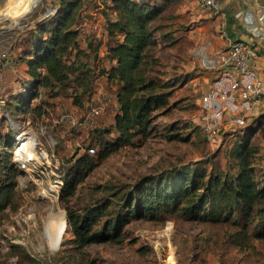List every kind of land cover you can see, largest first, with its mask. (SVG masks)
<instances>
[{"label": "trees", "instance_id": "obj_1", "mask_svg": "<svg viewBox=\"0 0 264 264\" xmlns=\"http://www.w3.org/2000/svg\"><path fill=\"white\" fill-rule=\"evenodd\" d=\"M90 1L63 0L54 16L41 20L23 38L14 35V41L28 54L30 78L23 89L37 99L31 110L42 124L54 111L49 98L54 103L69 95L73 104L81 107L84 98L89 100L100 85L113 91L112 121H100L92 132L93 142L99 145L98 154L76 153L68 156L67 162L62 160L66 175L60 197L67 203L68 243L75 249L122 243L125 228L133 219L159 221L180 215L221 224L218 242L246 252L256 264H264V167L258 156L260 147L252 140L254 131L264 125V114L255 119L258 124L250 133L233 144L225 166L211 163L208 167V161L203 160L176 164L158 175H142L133 184L99 185L102 197L78 208L70 205L78 186L98 161L134 145L139 136L148 137L158 127L157 119L170 115L178 104L173 101L178 81L168 77L163 51L175 46L179 38L175 37L176 29L164 22L165 5L146 0H101L104 5L110 2L111 9L104 12V43L92 35L82 37L77 28L85 21ZM103 44L107 52L101 57ZM19 98L17 110L30 107L28 96ZM9 118L13 122L11 115ZM176 129L175 123L165 126L166 137L186 140ZM0 138L1 216L8 208L18 207L17 179L22 169L12 160L16 138H6L2 130ZM6 149L10 150L8 154ZM73 249L68 248L69 255ZM68 254L62 256L63 261L59 258L62 264H70ZM74 262L71 264H83L80 259ZM220 264L229 262L221 258Z\"/></svg>", "mask_w": 264, "mask_h": 264}, {"label": "rangeland", "instance_id": "obj_2", "mask_svg": "<svg viewBox=\"0 0 264 264\" xmlns=\"http://www.w3.org/2000/svg\"><path fill=\"white\" fill-rule=\"evenodd\" d=\"M17 1L19 0H0V45L7 44L9 36L17 35L23 38L38 26L37 23L47 18L52 9L55 7L60 9L63 3V0H42L30 11H25V6L17 7ZM146 1L164 4V22L177 31L175 37L179 40L176 45L163 51L165 62L171 52L177 51L178 55L186 54L185 56L190 57L193 48L198 46L195 43L196 31L192 27L195 22L191 16L204 14L203 11L200 12L197 0ZM108 4L110 5V2ZM109 5H104L101 0H91L87 12H84L85 22L101 24V30L91 35L104 43L106 23L104 12H111ZM12 56L16 63L5 72L0 84V97L3 96L15 104L20 99L19 96L21 98L28 96L31 105L29 108L17 110V103L14 106L9 105L8 101L0 104V130L6 138L15 137L17 140L20 132L31 129L38 134L48 149L50 136L55 138L56 154L61 161L67 162L68 156L84 153L80 151V146L89 143L95 146L94 155H97L99 145L93 142L92 133L89 139L88 134L79 133L72 130L68 123L60 122V116L64 113L75 111L79 116L85 114L88 111L86 98L84 105L79 107L73 104V99L69 95L60 97L54 103L44 96V100L48 99L49 105H53L54 111L42 124V119H38L35 116L36 112L31 110L38 104L37 99L30 98L29 92L23 89L29 82L30 74L28 54L24 52L22 44H17L16 41L12 43ZM176 58L175 62L181 61ZM179 67L174 65L166 69L173 79L191 78L178 88L175 94L177 107L170 115L157 119L158 127L148 137L139 136L135 139L134 145L125 146L98 161V165L78 186L76 194L70 200L71 206L78 208L102 197L103 192L99 185L103 186L109 182L116 185L133 184L142 175H158L176 164L182 166L185 163L203 160L208 161L206 163L208 167L211 163L225 166L233 144L240 137L250 133L255 125L257 126V120L247 121L239 126L234 125L230 121L231 117L226 116L220 135L214 141L208 140L203 132L204 113L200 105V98L206 88L203 87L202 77H199L200 72L196 73L202 68L195 66L193 69L189 68L190 71L185 68L181 71ZM109 91L113 97L112 89L109 88ZM114 108L113 97L101 122L112 121ZM173 123L177 125L176 130L180 129L187 138L186 140H169L166 137L164 128L165 126L169 128ZM184 124L188 127L184 128ZM16 140L13 142L14 148ZM252 140L260 147L258 156L264 167V125L254 131ZM1 141L3 140L0 138ZM6 151V154L10 152L7 149ZM17 180L20 185L16 197L18 207L8 208L0 216V264H62V256L68 254V248H74L72 253L67 255L69 258H66L70 264L75 263L76 259H80L83 264H220L221 258L229 264H256L246 252L228 249L218 242L221 224L189 220L180 215L169 216L159 221L133 219L125 228V240L122 243L93 244L84 249H75L76 247L68 243L71 233L65 231L60 246L51 248L46 225L52 214L58 211H64L67 218V203L61 197L57 200L42 198L38 194V185L23 173ZM111 208L113 209L114 205ZM167 227L171 228L167 230Z\"/></svg>", "mask_w": 264, "mask_h": 264}, {"label": "built area", "instance_id": "obj_3", "mask_svg": "<svg viewBox=\"0 0 264 264\" xmlns=\"http://www.w3.org/2000/svg\"><path fill=\"white\" fill-rule=\"evenodd\" d=\"M198 5L204 10L215 9L219 7V1L198 0ZM58 10L59 8L55 7L52 15ZM258 13L259 20L264 22V9ZM77 28L81 36L86 37L100 31L101 24L84 21ZM258 28L261 29V25ZM13 42L14 35L9 36L7 44L0 45V84L6 70L15 64L12 56ZM195 54L203 67L217 70L216 78L200 98L204 113L203 131L208 140L214 141L220 135L226 116L231 117L232 123L243 125L247 123L253 111L264 103V81L257 69L256 51L247 41H235L226 50L213 55L208 52L206 44H202L197 46ZM112 99L110 91L100 85L87 100L88 111L85 114L79 116L75 111L64 113L60 116V122L68 123L71 128L79 133L84 132L89 137L100 124ZM6 101V98L0 97V104H5ZM8 116L10 117L9 112ZM25 138L31 141L32 147L22 150ZM56 144L55 138L50 136L48 149L36 132L25 130L17 136L12 153V160L22 169L25 177H29V180L38 185V194L49 200H57L65 185L66 170L56 154ZM80 151L94 155L96 148L89 143L80 146Z\"/></svg>", "mask_w": 264, "mask_h": 264}, {"label": "crops", "instance_id": "obj_4", "mask_svg": "<svg viewBox=\"0 0 264 264\" xmlns=\"http://www.w3.org/2000/svg\"><path fill=\"white\" fill-rule=\"evenodd\" d=\"M219 7L215 9H199L200 12L204 14H194L191 16L192 21L195 22L193 30L196 31L195 43L196 45L206 44L207 50L210 54L220 53L235 41H247L251 43L256 51L255 61L257 64V69L261 78L264 81V22L259 20L258 11L264 9V0H218ZM198 3V0H197ZM199 7V5H198ZM259 29L258 27H260ZM257 28V29H256ZM177 32V31H176ZM177 34V33H176ZM105 39V36H104ZM174 47V46H173ZM173 47H166L173 48ZM196 48H193L192 53L189 56L186 54H177L176 52H171L172 54L166 60V69H170V66L178 65L180 70L182 68L193 69L198 66L199 69L196 73L200 72L202 77L203 87L206 90L210 87L217 75V70L208 69L202 66L201 60L196 56ZM173 51V50H172ZM107 52V47L104 44L101 47V57H103ZM181 59V61L177 60ZM190 68V69H189ZM168 77L171 78L170 72H168ZM178 82V88H181L186 81L191 78H175ZM173 101H176L174 98ZM264 114V103L259 105L253 113L248 117L247 121H253L260 115ZM236 125L235 123H232Z\"/></svg>", "mask_w": 264, "mask_h": 264}, {"label": "bare ground", "instance_id": "obj_5", "mask_svg": "<svg viewBox=\"0 0 264 264\" xmlns=\"http://www.w3.org/2000/svg\"><path fill=\"white\" fill-rule=\"evenodd\" d=\"M42 0H19L17 1V7L25 6V11H30L33 9L34 5L38 4ZM23 10V9H22ZM53 10V9H52ZM54 14L52 11L47 16ZM46 16V17H47ZM23 146L21 147L22 150L28 147H32L31 141L25 138ZM67 226V218L64 211H58L53 213L50 220L46 225V234L48 236L49 244L51 248H58L61 244L64 232Z\"/></svg>", "mask_w": 264, "mask_h": 264}]
</instances>
